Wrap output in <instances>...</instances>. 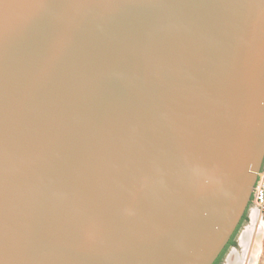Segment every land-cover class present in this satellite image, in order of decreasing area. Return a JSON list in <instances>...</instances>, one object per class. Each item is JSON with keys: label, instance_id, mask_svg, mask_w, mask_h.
Here are the masks:
<instances>
[{"label": "water", "instance_id": "obj_1", "mask_svg": "<svg viewBox=\"0 0 264 264\" xmlns=\"http://www.w3.org/2000/svg\"><path fill=\"white\" fill-rule=\"evenodd\" d=\"M264 160V0H0V264H213Z\"/></svg>", "mask_w": 264, "mask_h": 264}, {"label": "rangeland", "instance_id": "obj_2", "mask_svg": "<svg viewBox=\"0 0 264 264\" xmlns=\"http://www.w3.org/2000/svg\"><path fill=\"white\" fill-rule=\"evenodd\" d=\"M262 220L249 201L244 220L218 264H228L227 260L231 255L236 259L235 264H264V217ZM245 233L247 239L242 241Z\"/></svg>", "mask_w": 264, "mask_h": 264}, {"label": "built area", "instance_id": "obj_3", "mask_svg": "<svg viewBox=\"0 0 264 264\" xmlns=\"http://www.w3.org/2000/svg\"><path fill=\"white\" fill-rule=\"evenodd\" d=\"M250 202L255 208L261 221L264 217V164L262 163L256 175V181L254 183Z\"/></svg>", "mask_w": 264, "mask_h": 264}, {"label": "trees", "instance_id": "obj_4", "mask_svg": "<svg viewBox=\"0 0 264 264\" xmlns=\"http://www.w3.org/2000/svg\"><path fill=\"white\" fill-rule=\"evenodd\" d=\"M243 220H244V215H243V217H242V219H241V221H240L238 227L236 228L234 234H233L232 237L230 238V241L228 242V244L226 245V247L223 249V251L221 252V254L219 255L218 259L215 261L214 264H217V263L219 262V260H220L221 257L223 256L225 250L231 245V243H232V239H233L235 233L237 232V230H238V228H239V226H240V224L242 223Z\"/></svg>", "mask_w": 264, "mask_h": 264}, {"label": "bare ground", "instance_id": "obj_5", "mask_svg": "<svg viewBox=\"0 0 264 264\" xmlns=\"http://www.w3.org/2000/svg\"><path fill=\"white\" fill-rule=\"evenodd\" d=\"M242 238H243L242 241H243V240H246V239H247V234L245 233V234L243 235ZM243 245H244V244H243ZM254 251H255V248H254ZM235 261H236L235 257H233V256L231 255V256H229V258H228V260H227V263H228V264H235Z\"/></svg>", "mask_w": 264, "mask_h": 264}, {"label": "flooded vegetation", "instance_id": "obj_6", "mask_svg": "<svg viewBox=\"0 0 264 264\" xmlns=\"http://www.w3.org/2000/svg\"><path fill=\"white\" fill-rule=\"evenodd\" d=\"M232 240H233V239H232ZM229 241H230V240H229ZM231 244H232V243H231ZM225 247H226V246H225ZM217 259H218V258H217ZM217 259H216V260H217ZM219 261H220V260H219ZM214 263H215V262H214ZM214 263H213V264H214ZM217 264H218V263H217Z\"/></svg>", "mask_w": 264, "mask_h": 264}]
</instances>
